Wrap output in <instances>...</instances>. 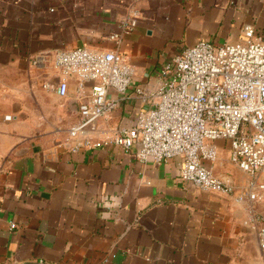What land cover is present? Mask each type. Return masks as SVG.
Instances as JSON below:
<instances>
[{"label":"crops","instance_id":"1","mask_svg":"<svg viewBox=\"0 0 264 264\" xmlns=\"http://www.w3.org/2000/svg\"><path fill=\"white\" fill-rule=\"evenodd\" d=\"M246 25L264 37V0H0V264H264L250 222L264 200L238 201L248 177L228 140L213 166L231 194L182 180L180 157L142 162L136 146L101 143L134 124L135 88H153L174 54L242 39ZM75 47L116 50L135 74L89 132L97 145L73 151L74 78L64 98L50 85L54 54Z\"/></svg>","mask_w":264,"mask_h":264},{"label":"built area","instance_id":"2","mask_svg":"<svg viewBox=\"0 0 264 264\" xmlns=\"http://www.w3.org/2000/svg\"><path fill=\"white\" fill-rule=\"evenodd\" d=\"M135 24L131 17L126 30ZM53 66L59 74L50 88L57 96L66 97L70 77L75 81L77 116L67 128L71 149L97 145L89 132L118 106L135 74L133 65L113 49L75 47L57 51ZM135 92L142 105L134 124L116 129L103 145L125 151L136 146L135 157L142 162L180 157L182 180L231 194L235 187L213 166L215 141L228 140L229 162L248 177L238 201L264 200V37L252 26L246 25L243 38L233 42L199 40L183 48L161 67L153 88L138 86ZM250 222L264 250V221L254 217Z\"/></svg>","mask_w":264,"mask_h":264},{"label":"water","instance_id":"3","mask_svg":"<svg viewBox=\"0 0 264 264\" xmlns=\"http://www.w3.org/2000/svg\"><path fill=\"white\" fill-rule=\"evenodd\" d=\"M15 264H47V263H45L44 261L37 260V261H25L23 263H15Z\"/></svg>","mask_w":264,"mask_h":264},{"label":"rangeland","instance_id":"4","mask_svg":"<svg viewBox=\"0 0 264 264\" xmlns=\"http://www.w3.org/2000/svg\"><path fill=\"white\" fill-rule=\"evenodd\" d=\"M64 132H65V134L67 135V131H66V129H65V131H64Z\"/></svg>","mask_w":264,"mask_h":264}]
</instances>
